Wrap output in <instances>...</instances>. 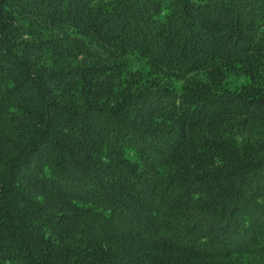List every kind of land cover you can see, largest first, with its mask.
I'll list each match as a JSON object with an SVG mask.
<instances>
[{
	"label": "trees",
	"instance_id": "obj_1",
	"mask_svg": "<svg viewBox=\"0 0 264 264\" xmlns=\"http://www.w3.org/2000/svg\"><path fill=\"white\" fill-rule=\"evenodd\" d=\"M0 264H264V0H0Z\"/></svg>",
	"mask_w": 264,
	"mask_h": 264
}]
</instances>
